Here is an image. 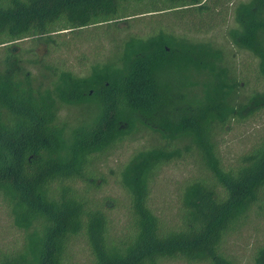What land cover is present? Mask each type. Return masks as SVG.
<instances>
[{
    "label": "trees",
    "instance_id": "16d2710c",
    "mask_svg": "<svg viewBox=\"0 0 264 264\" xmlns=\"http://www.w3.org/2000/svg\"><path fill=\"white\" fill-rule=\"evenodd\" d=\"M152 2L136 15L212 12L224 0H0V201L23 235L20 249L0 253V264H238L229 238L251 215L264 218V135L228 164L218 139L246 120V108L250 116L264 109V92L239 103L241 84L222 65L223 49L160 31L123 42L116 62L85 77L40 62L53 77L43 87L27 69L29 52L17 46L109 28ZM232 14L227 38L257 59L264 81V0L240 1ZM67 107L94 109L95 117L70 128L60 119ZM145 129L161 142L119 169L124 199L98 198L97 179L107 182L98 162ZM187 157L198 174L179 186L169 220L152 205V191L164 167ZM120 207L126 222L117 231L112 214ZM77 240L89 253L83 262L73 251ZM252 264H264V228Z\"/></svg>",
    "mask_w": 264,
    "mask_h": 264
},
{
    "label": "rangeland",
    "instance_id": "374dc122",
    "mask_svg": "<svg viewBox=\"0 0 264 264\" xmlns=\"http://www.w3.org/2000/svg\"><path fill=\"white\" fill-rule=\"evenodd\" d=\"M240 1L247 0H224L219 9L213 8L212 12L206 13L183 9L179 13L164 11L136 15L141 12V8L145 11L146 6H153V2L151 5L143 3L140 7H132L121 21L109 24V28L108 25L88 27L82 31L55 35L51 43L39 38L20 42L17 46L29 52L32 61L31 64L27 63V69L35 83L44 87L51 83L53 77L40 68L38 64L40 62L85 77L91 73L95 65L116 62V59L123 55V42L132 37L145 39L160 31L178 36L184 35L190 42H209L216 48L224 50L222 65L234 72V76L241 84L239 103L247 105L254 92H264V81L257 79V59L248 52L237 50L227 38L228 28L234 26L232 11ZM50 51L53 53L50 54ZM194 93L199 95L201 89L194 90ZM185 97L186 95H183L181 99L184 100ZM188 97L191 96L188 94ZM251 108L248 107L242 112L245 121L233 123L218 139L220 155L227 164L233 163L240 154L264 135V109L250 116ZM183 109L187 111L186 107ZM85 116L93 119L94 109L87 111L84 107H67L60 113L61 121L67 123L70 128L82 123ZM154 127L158 128L155 125ZM140 137L136 141L127 140L117 144L110 155L98 162V172L102 179L107 181L104 183L101 178L97 179L102 185L97 194L98 198L112 197L120 201L124 199L122 190L116 185L119 169L135 151L150 148L161 142L157 133L146 129L141 131ZM197 167L195 160L187 157L184 160L174 161L164 167L160 173L152 191L151 203L164 218L171 220L176 216L179 205L177 190L181 184L198 174ZM112 218L115 229L120 231L126 222V210L118 208L113 212ZM263 226L264 218L257 219L251 215L242 230L229 238L228 248L238 264H252V253L261 240ZM22 243V233L14 227L12 216L0 201V253L15 252L20 249ZM73 251L80 262L85 261L89 256L82 240L76 241Z\"/></svg>",
    "mask_w": 264,
    "mask_h": 264
}]
</instances>
